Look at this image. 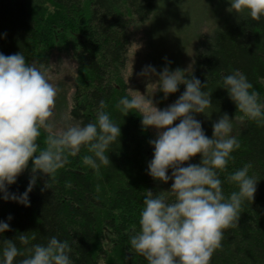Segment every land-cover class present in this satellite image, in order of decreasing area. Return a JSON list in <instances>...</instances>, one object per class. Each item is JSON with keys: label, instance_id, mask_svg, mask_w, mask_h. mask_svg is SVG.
Here are the masks:
<instances>
[{"label": "trees", "instance_id": "obj_1", "mask_svg": "<svg viewBox=\"0 0 264 264\" xmlns=\"http://www.w3.org/2000/svg\"><path fill=\"white\" fill-rule=\"evenodd\" d=\"M157 2L0 0V52H22L28 62L42 64L53 52L71 51L76 63L71 105L68 107L64 96L60 98L69 123L94 121L103 100L104 110L121 130L107 153L111 164L101 167L100 175L83 163V157L90 153L82 147L49 179L37 172L29 207L0 199V220L12 216L0 241L27 232L35 237L30 243L44 244L56 235L69 241L73 264H147L131 249L130 234L139 228L145 190H167L172 181L162 183L147 174V162L152 158L149 140L154 137L149 127H142L139 113L132 110L123 116L116 105L122 96L129 95L124 78L131 44L129 28L149 22ZM235 69L253 85L249 91H256L264 100V19L223 15L198 48L192 72L211 92L212 104L205 115H195L205 134L212 135V123L223 113L233 117L232 134L239 147L220 173L225 196L236 190L227 176L244 165L257 180L254 199L246 200L238 221L223 230L221 247L213 252L210 264H264V122L243 117L221 88L222 77ZM183 90L184 85H180L176 93L169 94L168 103ZM45 136L42 132L37 140L41 148ZM199 161L197 154L185 164ZM31 175L29 160L9 191L22 193ZM17 244L23 249L19 241Z\"/></svg>", "mask_w": 264, "mask_h": 264}, {"label": "clouds", "instance_id": "obj_2", "mask_svg": "<svg viewBox=\"0 0 264 264\" xmlns=\"http://www.w3.org/2000/svg\"><path fill=\"white\" fill-rule=\"evenodd\" d=\"M226 3V11L240 19H264V0ZM192 72V67L170 69L167 64L157 72L153 65H145L140 75L158 76L152 93L159 90L166 99L180 85H184L183 92L165 108H158L151 95L139 91L122 96L116 105L123 116L135 110L143 128L157 130L156 138L149 140L152 158L146 171L155 181H172L167 190H145L139 228L130 234L131 249L147 264H210L213 252L221 247L223 230L238 221L242 204L252 201L256 192L257 180L244 165L227 176L236 190L225 196L220 173L239 147L232 134L233 117L223 113L212 123V135L205 134L195 115H205L212 104L211 92L205 90L206 82L202 84ZM222 81L221 88L243 117L264 122V100L256 91H249L253 85L242 71L235 69ZM57 94L49 68L28 62L22 52H0V199L29 207L37 172L49 179L82 147L90 153L83 157V163L97 175L101 167L111 164L107 153L121 130L104 110V101L99 102L94 121L57 128ZM42 132L46 136L41 148L37 140ZM197 154L199 163L185 164ZM29 160L32 175L27 187L19 194L10 192L9 186L28 167ZM11 219L9 215L0 220V235L9 230ZM26 233L0 241V264H73L68 240L53 235L44 244L30 243L35 237Z\"/></svg>", "mask_w": 264, "mask_h": 264}, {"label": "rangeland", "instance_id": "obj_3", "mask_svg": "<svg viewBox=\"0 0 264 264\" xmlns=\"http://www.w3.org/2000/svg\"><path fill=\"white\" fill-rule=\"evenodd\" d=\"M226 7V0H158L149 22L129 28L131 44L124 69L128 93L138 94L139 91L151 95L158 108L167 107L168 98H163L162 92L156 90L152 93L158 76L140 75L142 68L153 65L159 72L167 64L170 69H193L198 48L218 25L221 17L229 13ZM168 61L171 63L168 64ZM39 65L50 69L52 82L58 87L55 123L57 128H62L69 124V120L61 107L60 98L64 96V99L69 100L68 107L71 105L75 60L71 51L53 52L46 62ZM149 129L155 139L157 130L153 127Z\"/></svg>", "mask_w": 264, "mask_h": 264}]
</instances>
